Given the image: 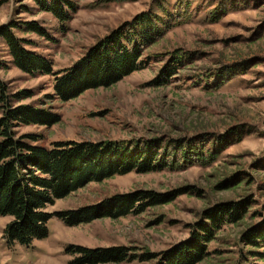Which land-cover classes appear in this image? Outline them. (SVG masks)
I'll list each match as a JSON object with an SVG mask.
<instances>
[{
	"label": "rangeland",
	"instance_id": "obj_1",
	"mask_svg": "<svg viewBox=\"0 0 264 264\" xmlns=\"http://www.w3.org/2000/svg\"><path fill=\"white\" fill-rule=\"evenodd\" d=\"M70 1L78 5V12L62 24L41 12L33 0H0V28L38 23L46 38L25 30L16 33L31 42L27 49L54 63L56 74L72 68L114 31L126 24L136 26L141 19L144 28L136 27L150 29L154 39L147 47L146 67L110 87L63 101L54 93L55 76L23 73L12 65L0 38V79L12 94L34 93L20 105L58 118L52 126H22L19 135L36 136L39 146L69 141L125 147L140 143L160 147L171 157L162 172H133L91 183L49 211H78L118 195L185 193L143 214L77 227H68L54 215L48 237L30 246L9 244L5 228L10 218L0 217V264H75L80 258L75 248L167 253L190 240L209 210L245 200L251 203L245 220L224 226L210 245V258L201 264H264L251 254H264V248L244 243L245 236L264 222V0ZM177 51L189 63L167 85H154ZM234 132L243 133L239 138L231 135ZM207 136L228 137L229 144L224 143L213 162L209 155L215 140ZM202 142L204 161L185 165L186 157L178 155L180 147L192 143L199 149Z\"/></svg>",
	"mask_w": 264,
	"mask_h": 264
},
{
	"label": "trees",
	"instance_id": "obj_2",
	"mask_svg": "<svg viewBox=\"0 0 264 264\" xmlns=\"http://www.w3.org/2000/svg\"><path fill=\"white\" fill-rule=\"evenodd\" d=\"M33 1L41 12L53 15L62 24L71 22L78 12V5L70 0ZM140 20L136 24L144 28L145 21ZM136 26L126 24L119 28L89 49L72 68L56 74L54 63L27 49L31 42L22 40L16 33L25 30L26 33L46 38V31L38 23H26L25 26L10 23L0 28V38L8 49L13 66L31 76H55L54 93L60 100L67 101L88 90L117 84L146 67L147 47L154 39L150 29ZM184 58L179 51L175 52L154 85H167L170 79L178 76L189 63ZM33 97L31 91L12 94L9 85L0 79V217L10 218L5 228V238L9 244L30 246L34 241L47 238L48 224L54 215L68 227H77L91 224L97 219L117 220L130 214H143L148 209L171 204L185 193L118 195L110 201L78 211L51 213L49 208L56 202L67 199L91 183L133 172H162L169 167L171 155L161 153L160 147L143 146L140 143L125 147L113 142L69 141L39 146V138L33 135L20 136L18 129L32 125L52 126L58 123V118L32 105H20ZM242 133L234 132L231 135L240 138ZM207 138L215 140L216 147L209 155L213 162L223 152L224 143L229 144L228 137ZM204 149V143L199 149L190 143L187 147H180L178 155H183L184 159L186 157L185 165L202 163ZM171 164L176 166L175 162ZM248 202L223 204L209 210L203 222L196 224L197 228L190 240L167 253L137 255L130 254L125 248L96 251L75 248V252L80 255L75 264H123L136 260L157 264H201L210 258V245L224 226L238 225L245 220L251 204ZM244 243L253 248H264V222L245 236ZM251 254L264 260V254Z\"/></svg>",
	"mask_w": 264,
	"mask_h": 264
}]
</instances>
